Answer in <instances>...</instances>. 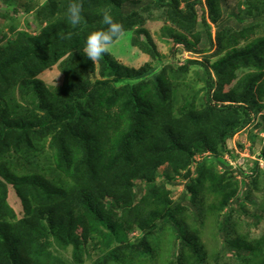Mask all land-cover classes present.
Returning <instances> with one entry per match:
<instances>
[{"label": "trees", "instance_id": "16d2710c", "mask_svg": "<svg viewBox=\"0 0 264 264\" xmlns=\"http://www.w3.org/2000/svg\"><path fill=\"white\" fill-rule=\"evenodd\" d=\"M207 1L215 34L204 15L201 23L210 48H196L180 34L172 39L177 49L181 44L195 55L216 47V60L189 61L204 70L205 86L192 92L186 87L193 99L184 97L176 113L177 69L167 66L156 74L152 64L128 68L108 52L99 59L114 81L93 84L89 77L96 64L83 49L91 32L106 29L105 11L153 60L159 52L147 28L151 20L177 23L198 46L196 6L203 0L188 2V14L179 9L183 0H48L40 19L55 20L58 14L60 19L39 38L19 32L17 43L9 42L0 53V264H84L83 256L91 255L97 258L92 264H264V234L253 238L240 224L250 226L242 215L257 226L264 221V202L261 213L252 216L244 206L233 208L247 194L242 191L250 175L238 169L243 180H236L232 164L218 151L251 122L252 112L264 110L263 13L249 0L247 18L231 13L225 23L219 8L225 0ZM72 3L82 6L83 22L76 27L68 16ZM248 22L254 25L244 28ZM58 62L66 75L59 91L32 79L41 66ZM18 83L25 104L14 105L15 99L5 96ZM201 90L205 104L199 107L194 99ZM208 153L195 172L187 171V192L173 201L168 183H157L159 167L168 165L166 181L171 182L170 172L179 174L196 155ZM208 158L227 172L216 173ZM133 180L145 181L143 196ZM10 186L23 207V217L13 223L5 220L16 218L7 203ZM216 193L221 198L210 204L209 196ZM226 206L232 207L230 213L218 215L225 242L215 253H203L199 228ZM135 224L141 234L133 243L127 235Z\"/></svg>", "mask_w": 264, "mask_h": 264}, {"label": "rangeland", "instance_id": "374dc122", "mask_svg": "<svg viewBox=\"0 0 264 264\" xmlns=\"http://www.w3.org/2000/svg\"><path fill=\"white\" fill-rule=\"evenodd\" d=\"M47 1L48 0H0V53L5 50V47L9 42H16L19 32H25L32 38H39L46 28L51 27L53 22H56L60 19V14L56 16L55 20L48 19L43 21V19H40V8L45 6ZM193 1L194 0H188V2ZM254 1L259 6V12L262 11V17L264 18V2H259L258 0ZM188 2L183 0V3L179 7L180 10L185 11V14H188L186 7ZM209 7L210 6L207 0H203V5L196 6V15L198 16L199 22L197 32H201L202 34V42L198 46L196 39L191 35H188L184 30L179 29L177 23H173L172 21L164 23V21L151 20L147 23V28L152 33L158 46V59L153 60L150 56L140 51L137 47H134L131 41L132 33L130 32L122 34L109 49V53L113 60L128 68L140 69L144 65L152 64L153 68L156 69V74H158L162 68L167 66H172L173 68L177 69L178 71L176 72V76H180L181 80L179 84L175 83L173 87V106L175 113L177 109L183 105L184 97L188 98L190 101L193 99L192 97L190 98L189 94H186L189 93L186 87H189V91L191 88H193L194 91H198L205 86V83L202 82V80L206 79L204 70L197 65L190 64L189 61L199 60L201 62H207L211 60V63L214 62L216 60V57L214 56L216 47L210 49L209 54L195 55L188 52L187 49H185V47L181 44L178 45L177 49V43H175L172 37L180 34L182 38H186L187 41L194 44L196 48H210L207 42L208 39L206 33L201 23V18L204 15L212 27V34H215L216 28L211 22V18H213L214 15L212 14L211 8ZM239 7L240 11H238ZM219 8L221 12L220 21L224 20L226 23L229 18L228 15L231 13L240 19L247 18V10L250 8V4L249 0H225V2L220 3ZM65 20L67 23H69L67 17H65ZM252 25H254V22H248L246 25H243V27L250 28ZM262 33L264 34V31H262ZM95 64L96 71L90 74L89 77L93 84L98 80L114 81V78L111 75L112 71L108 69V67L104 70L101 66L100 59H98ZM183 66L187 68L186 71H181L179 69ZM65 77L66 75L63 72L61 62H58L57 64L45 69L43 66H41L39 72L36 73L32 79L42 81L45 86L52 91H59L64 85ZM20 84L22 83L16 84L15 87L10 90V93H7L5 96V98L8 100L14 98V105L18 103L25 104L21 97L22 95L20 91L22 85ZM199 92V96L195 98L194 101L196 102L197 106L201 107V105L205 104V92L203 90ZM35 102H38V100L35 99ZM2 104L5 105V102L2 101ZM43 113V111H40L41 115ZM250 116L251 122L227 141L226 149H222L221 145H219L220 148L218 151H220L224 160H227L232 164L233 169L235 170V172H233V177L236 180H243V175L238 172V169L246 172L248 176L250 175L248 179L246 178V180H244L246 185H244V189L242 191L244 194H247L245 196H241L238 205L235 203L233 208L241 209L244 206L249 212L248 214L252 216L253 214L261 213L259 207H261L262 202H264V160L260 159V155L264 150V127L261 126V118L264 116V110H262V112L258 115H255L252 112ZM229 151L232 153L230 154ZM232 155H234L236 159H234ZM208 156L209 153L196 155L187 170H184L179 174L170 172L169 179L172 180L171 182L166 181L168 165H162L157 170V183H168L167 188L170 191L171 199L175 202L179 201L183 197V194L187 192L186 186L189 182L187 178V171L189 170L191 172H195L198 163L202 162V160L206 159ZM256 162L257 168L256 171H254ZM208 164L210 166L216 167V173L219 175H224L227 172V169H225L222 165L217 164L213 159L208 158ZM253 171L255 172L254 176L251 175V172ZM133 183L136 185L135 188L137 186L142 187L143 196L146 192L145 181L133 180ZM188 195L190 196V194ZM8 196V206L13 211V213H15L16 218L8 216L5 220L13 223L19 218L23 217V207L21 200L18 198V195L12 186L9 187ZM209 198L210 204H217L221 196L220 193H216L215 195L209 196ZM253 203L257 204V206H253ZM230 210H232V207L230 206H226L221 210L218 208L214 214H210L207 219H204L205 222L203 226L197 224L198 228L201 226L199 228L201 232L198 240L204 246L203 253L208 252V254L211 255L218 251L217 249L223 245V242H225L222 234L218 231L220 222L219 219H221L220 216L222 215L223 217L228 215ZM241 219L247 221V223L250 224L249 226L244 222H240V224L243 223L244 229L246 232H249L253 238L264 234V221H261L257 226L253 220L245 218V215H242ZM140 234L141 231L135 224L133 229L128 232V240L135 243L138 241ZM90 242H92V245L95 243V241ZM115 243L112 244L111 248L117 245ZM101 251L105 252L106 250L101 247ZM58 253L66 260H68L70 257L68 252L60 251ZM83 257L85 258L84 264H92L97 259L94 255Z\"/></svg>", "mask_w": 264, "mask_h": 264}, {"label": "clouds", "instance_id": "9594fccd", "mask_svg": "<svg viewBox=\"0 0 264 264\" xmlns=\"http://www.w3.org/2000/svg\"><path fill=\"white\" fill-rule=\"evenodd\" d=\"M68 16L73 27L79 26L83 22L82 6L72 3L68 8ZM102 24L107 26L106 29L91 32L83 49L85 57L94 63L108 53L114 42L123 34V25L116 22L107 11L103 13Z\"/></svg>", "mask_w": 264, "mask_h": 264}]
</instances>
